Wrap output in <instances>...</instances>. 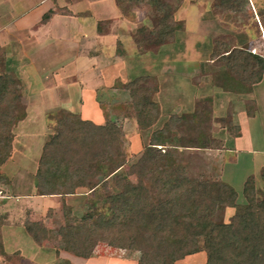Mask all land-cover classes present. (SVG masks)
<instances>
[{
	"label": "rangeland",
	"instance_id": "rangeland-1",
	"mask_svg": "<svg viewBox=\"0 0 264 264\" xmlns=\"http://www.w3.org/2000/svg\"><path fill=\"white\" fill-rule=\"evenodd\" d=\"M63 1L74 3L78 13L88 9L83 0ZM113 1L114 4L111 1L105 5L95 2L90 10L99 20L97 24L103 34L119 35L121 41L124 39L125 48L120 42L117 49L107 52L115 50V56L126 58L128 82L124 85L116 81L117 92L113 93L96 81L99 88L97 100L107 118L106 124L112 126V137L115 129L122 132L126 161L123 167L112 171V165L105 158L96 160L101 167V183L104 185L93 193L80 189L78 195L65 199V205L73 214L72 231L78 237L82 236L77 237V245L81 251L91 252L90 258L67 250L72 239L69 235L59 234L66 223L64 202L60 198H30L32 194L39 196L36 173L44 144L57 134L59 123L81 119L77 109L86 101L82 91L88 84L79 75L60 78L55 73L58 66L31 62L29 57L22 55V47L16 41L18 47L7 41L0 44V76L12 79L9 89L19 97L15 110L21 117L11 128L10 147L3 145L0 148V264H137L138 251L100 243L97 228L104 225L102 222L107 217L101 221V213L111 206L109 202L113 196L125 199L127 193H133V185L138 180L128 176L127 170L141 158L153 135L164 129L170 119L176 122L175 119L184 118L166 132L164 140L179 154L175 155L177 169H185L189 178L220 180L229 185L236 191L239 205L246 203L242 190L249 175L255 178L257 188L264 191L262 158L253 160L239 155L234 164L226 163L224 172L231 185L221 179V152L197 148L225 149L233 146L234 138L239 135L235 130L238 128L235 99H250L249 94L254 93L255 87L263 80L262 77L256 84L249 81L252 73L259 69L256 58H264V0H176L172 3L165 0L171 5L160 9L152 6L151 1L142 4L129 1L120 5ZM108 6L115 15L105 12ZM57 10L65 14L69 11L67 8ZM168 12L173 13V20L169 19ZM38 15H34L32 23ZM160 15L164 24L173 25L175 22L180 26L173 38L162 46H159L158 31L154 27L155 17ZM106 17L108 19L102 20ZM96 18L88 20L90 32L95 31ZM80 43L84 44L82 40ZM95 50L97 53L101 51ZM141 79L142 83L139 82ZM195 87L198 94L195 111L186 112L183 108V104H187L186 93ZM173 98L177 102L175 112L165 108V103ZM143 99L157 103L160 110L156 123L141 130L135 119L133 103ZM255 104V99L250 100L251 112H254ZM38 106L42 112L36 111ZM71 108L76 110L71 111ZM86 192L89 194L85 196ZM144 204L148 202L141 199L135 204V220L139 224L146 216ZM89 213L94 214L93 218L83 222L82 218ZM234 214L233 207L221 208L217 219L228 224ZM28 220L43 224L38 233L41 243L25 232ZM10 229L17 231L15 238L8 236L7 230ZM130 233L136 237L134 225ZM206 261V250L201 244L198 253L175 264H206Z\"/></svg>",
	"mask_w": 264,
	"mask_h": 264
},
{
	"label": "trees",
	"instance_id": "trees-1",
	"mask_svg": "<svg viewBox=\"0 0 264 264\" xmlns=\"http://www.w3.org/2000/svg\"><path fill=\"white\" fill-rule=\"evenodd\" d=\"M116 1L119 5L129 1L140 4L151 1L152 6L160 9L176 0H170L171 3L165 0ZM52 13H48L44 20H48ZM167 14L173 20V13ZM161 16L155 17L154 23L159 46L168 43L175 30L180 28L174 21L173 25L164 24ZM256 59L259 69L249 79L253 84L261 81L264 75V58ZM139 82L142 83V79ZM12 83L10 77L0 76V148L3 145L10 147L11 128L21 120L15 110L19 97L9 89ZM226 88L230 87L227 85ZM133 104L141 130L156 123L160 110L157 103L143 99L134 100ZM70 118L73 119L72 116ZM183 119L175 120L181 122ZM176 122L170 119L164 129L155 133L141 158L129 167L128 176L135 177L138 182L133 185V193H127L125 199L117 195L112 197L111 206L101 213V221L103 217L108 219L97 228V240L114 248H134L140 254L137 264H175L198 253L201 244L206 250V264H264V191L257 188L254 177H248L243 186L246 203L239 205L236 203L237 193L229 185L220 180L189 178L185 169H177L175 155L179 154L164 141L166 132L175 128ZM58 127L57 134L43 146L36 187L39 196L58 197L64 202L66 223L59 234L71 237L67 250L90 258L92 253L81 251L77 245L78 235L72 231V210L65 205V199L78 195L80 189L93 193L104 185L101 183V167L96 160L105 158L112 165V171L125 165L123 135L121 130L115 129L112 137V126L95 125L82 119H67ZM235 130L239 131V127ZM197 148L212 149L211 146ZM138 199L148 202L144 204L146 216L140 224L134 214ZM225 207L235 208L228 224L217 219L218 211ZM93 216L92 213L85 214L82 221L89 222ZM132 225L135 226L136 237L130 233ZM25 228L36 242L41 243L38 235L43 228L41 222L28 220Z\"/></svg>",
	"mask_w": 264,
	"mask_h": 264
},
{
	"label": "crops",
	"instance_id": "crops-1",
	"mask_svg": "<svg viewBox=\"0 0 264 264\" xmlns=\"http://www.w3.org/2000/svg\"><path fill=\"white\" fill-rule=\"evenodd\" d=\"M111 1L114 4L113 0H83L82 2L87 3L88 9L85 12L78 13L75 10L74 3L63 0H0V44L6 41L12 43V45L18 44L22 47L20 50L22 55L25 54L29 57L31 62L58 66L59 71L56 69L55 73L60 75V78L68 75L83 77L88 84L87 88L82 91L86 101L84 100L81 108L77 111H79L82 120L90 121L95 125H105L107 122L100 102L97 100L99 88H97L96 81L108 91L112 90L113 93L117 92L115 88L116 81H120L124 85L128 82V61L126 58L119 55L115 56V50L112 53L111 51L107 52L112 48L117 49L120 42L124 43L122 46L125 48L124 39L121 41L119 35L112 37L110 34H103L97 24L99 20L95 17V13L90 10V6L95 2L105 5L108 2L111 3ZM58 8H67L69 11L66 14L60 13L57 10ZM51 11L53 13L50 18L44 20V17ZM105 12L110 16L114 14L111 6H108ZM36 13H39V15L32 23L31 19L34 18ZM83 13L86 15L84 16ZM91 18H96L94 32H90V26H88V20ZM106 19L108 18H102V20ZM81 40L84 44L80 43ZM95 48L101 51L98 50L100 52L97 53ZM101 53L102 56H100ZM263 88L264 76L257 88L255 87L254 93L249 94L250 99H235V124L239 127V135L234 138L233 146L221 150L220 148L216 150L208 149V151L221 152L219 156L223 162L221 179L231 185L232 182L227 178L224 170L227 164L237 162L239 155H246L247 158L253 160L262 158L261 167L264 166ZM196 91L195 87V89H189L186 93L187 104H183L184 107L182 106L184 110L186 109V112L195 111L196 95H198ZM87 98H89L88 102ZM253 99L256 101V107L253 108L254 112H251L248 104ZM57 100H59V97ZM160 105L161 110H164L163 105ZM176 105L177 102L173 98V101L165 103V108L175 112ZM38 108L36 109L37 112L43 111L40 106ZM189 108H191L190 111H188ZM70 110L75 111L76 109L71 108ZM33 116L35 117V115ZM250 176L252 175L248 177ZM88 194L86 192L85 196ZM30 198L35 200L45 197H37L36 194H32ZM7 231L8 236L15 238L16 230L10 229ZM25 232L29 234L27 231Z\"/></svg>",
	"mask_w": 264,
	"mask_h": 264
}]
</instances>
